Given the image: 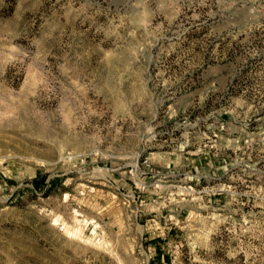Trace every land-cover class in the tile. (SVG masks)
I'll use <instances>...</instances> for the list:
<instances>
[{
	"label": "rangeland",
	"instance_id": "374dc122",
	"mask_svg": "<svg viewBox=\"0 0 264 264\" xmlns=\"http://www.w3.org/2000/svg\"><path fill=\"white\" fill-rule=\"evenodd\" d=\"M0 264H264V0H0Z\"/></svg>",
	"mask_w": 264,
	"mask_h": 264
}]
</instances>
